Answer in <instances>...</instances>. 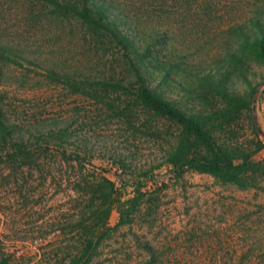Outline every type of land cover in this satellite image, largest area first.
Masks as SVG:
<instances>
[{"label": "rangeland", "instance_id": "obj_1", "mask_svg": "<svg viewBox=\"0 0 264 264\" xmlns=\"http://www.w3.org/2000/svg\"><path fill=\"white\" fill-rule=\"evenodd\" d=\"M216 1L207 12L195 6L170 20L171 32L181 34L173 43L181 44L190 60L206 68L230 43V25L253 15L264 3ZM72 3L0 0V34L19 45L23 57H16L20 65L0 62L1 106L8 109L3 121L17 120L28 132L36 124L55 120L67 123L68 132L83 141L80 144L76 137L73 146L61 149L42 140L38 145L31 138L23 150L0 143V256L7 264H70L80 257L85 242L79 229H64L62 224L78 219L83 211L88 214L92 198V205L98 204L103 179L121 186L122 178L116 174L120 169L111 159L124 157L133 167L155 166L161 146L178 133L176 125L135 102L129 83L126 90H92L87 83L76 92L47 77L53 69L76 79L132 82L121 49L104 31L90 29L78 19L69 8ZM128 4L136 15L151 14L155 23L168 19L154 3ZM254 67L257 75H248L252 84L260 82L254 109L241 111L230 124L234 137L250 148L258 141L264 144V65ZM236 85L242 91L247 88L240 80ZM252 159L260 168L247 187L193 170L177 178L167 165L155 168L141 188L131 222L117 226L114 206L107 224L93 230L87 264H264V148ZM122 196H133L129 186ZM46 235L47 243L32 242ZM19 250L26 254L16 256Z\"/></svg>", "mask_w": 264, "mask_h": 264}, {"label": "trees", "instance_id": "obj_2", "mask_svg": "<svg viewBox=\"0 0 264 264\" xmlns=\"http://www.w3.org/2000/svg\"><path fill=\"white\" fill-rule=\"evenodd\" d=\"M72 1L69 8L78 19L90 29L104 31L121 49L125 69L132 82L86 76L76 79L67 72L53 69L47 71V77L66 83L76 92L88 87L87 83L90 89L98 87L104 90H126L129 83L134 87L132 94L135 102L149 113L176 125L178 132L173 141L161 146L160 160L155 166L133 167L124 157L112 158L121 172L116 173L122 178L121 186L115 187L112 181L103 179L98 189V204L92 205V198L91 205L87 206L88 214L83 211L78 219L62 224L64 229L78 228L79 238L85 242L80 257L72 259L70 264H78L83 259L87 264L91 259L88 250L93 244V230L107 224L114 206L118 212L116 225L130 223L133 210L142 196L141 188L155 168L167 165L177 178L193 170L239 187L249 185L260 168L252 156L264 148V144L258 141L255 147L250 148L234 137L230 124L241 111L251 110L256 87L260 85V82L252 84L248 75H257L255 65H264V3L254 9L253 15L230 25V43L220 57L216 56L218 59L213 61L212 66L206 68L190 60L181 44L173 43L176 37L181 38V34L171 32L170 20L178 17V13L183 17L195 6L204 9V12L214 9L218 4L216 0H203L199 5L194 4V0ZM128 2L135 6L154 3L168 19L155 23L151 21V14L136 15L130 11ZM54 3L60 6L58 1ZM171 8L175 11L169 12ZM16 57L23 58L19 45L10 43L0 34V62L20 65ZM237 80L246 84L244 91L237 87ZM262 92L264 94V89ZM7 112L8 109L1 106L0 94V143H10L23 150L25 142L34 138L38 145V140H42L43 144L62 149L65 145L73 146L76 140L77 136L68 132L67 123L55 120L34 125L33 131L37 134L30 129L23 132L18 127L19 121H3ZM250 122L257 133L252 116ZM77 138L83 144L82 139ZM62 152L65 154L64 150ZM74 158L80 160L78 155ZM128 186L133 196L122 199V190ZM105 234L106 231L101 232L97 240ZM0 264H7L4 255L0 256Z\"/></svg>", "mask_w": 264, "mask_h": 264}, {"label": "built area", "instance_id": "obj_3", "mask_svg": "<svg viewBox=\"0 0 264 264\" xmlns=\"http://www.w3.org/2000/svg\"><path fill=\"white\" fill-rule=\"evenodd\" d=\"M50 236L46 235L45 237H35L34 239H32V242L34 244H45L48 242ZM26 254V251L23 250H19V251H15V255L16 256H24ZM10 264H31L29 262H19V261H12Z\"/></svg>", "mask_w": 264, "mask_h": 264}, {"label": "water", "instance_id": "obj_4", "mask_svg": "<svg viewBox=\"0 0 264 264\" xmlns=\"http://www.w3.org/2000/svg\"><path fill=\"white\" fill-rule=\"evenodd\" d=\"M255 98H253L252 109H254ZM254 115V112H253Z\"/></svg>", "mask_w": 264, "mask_h": 264}]
</instances>
